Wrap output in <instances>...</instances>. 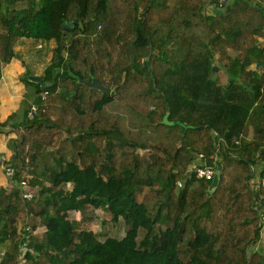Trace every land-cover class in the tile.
Instances as JSON below:
<instances>
[{
	"label": "trees",
	"instance_id": "16d2710c",
	"mask_svg": "<svg viewBox=\"0 0 264 264\" xmlns=\"http://www.w3.org/2000/svg\"><path fill=\"white\" fill-rule=\"evenodd\" d=\"M260 37L264 0H0V79L19 39L51 50L43 84L25 72L33 99L0 121L17 134L13 182L37 192L0 185L4 264H264ZM93 77L111 92L80 82ZM167 112L179 123H159ZM199 151L212 180L193 173ZM91 208L123 220L124 236L69 218Z\"/></svg>",
	"mask_w": 264,
	"mask_h": 264
},
{
	"label": "rangeland",
	"instance_id": "374dc122",
	"mask_svg": "<svg viewBox=\"0 0 264 264\" xmlns=\"http://www.w3.org/2000/svg\"><path fill=\"white\" fill-rule=\"evenodd\" d=\"M19 5L24 6L26 5V2H23ZM209 6L210 4L207 5V7ZM259 40L262 42V44L264 43V37H260ZM52 44H54V42L51 43V45ZM38 45L39 44L34 43L33 41H23L21 39H19L15 44V49L18 52V57H19L18 59H20L23 62L26 68L31 67L32 69H34V71H37L38 69L39 71L42 70L43 67L47 63L48 58H50V54H51V50L49 51L50 47H47L45 43H43L42 47H40L39 45V47L37 48ZM37 52L39 53L42 52V54L39 55ZM232 54H236V52H232ZM215 64L217 65V61H215ZM251 68L256 69V66L253 65ZM217 71H218L217 72L218 74L213 75V76L216 79H218L219 83L225 84L227 82V75L224 72V69L220 70V67H219ZM24 76H25V73L22 75V77ZM33 92H34V88L32 87L31 93L33 94ZM33 95L30 96V100L33 99ZM13 130L15 129L13 128ZM7 132H11V129H9ZM200 153H201L200 151L196 153V161H197L195 163L196 165H199L201 162L203 163L205 162L203 160L204 158L201 159V157L199 156ZM216 162H219V157H217ZM195 164L192 165V168L195 166ZM7 165L8 163L3 161L4 172H5V167ZM17 185L19 186L18 182H15V183L13 182L11 186L16 187ZM44 185H49V183L45 182ZM178 186L182 187L183 184L182 186L178 184ZM256 207H257L258 212L262 211L260 208H258V204H256ZM69 218L74 221H77L79 225L83 228H91L92 230H94L98 238L101 240H105L107 237H111V236L121 238L125 234L124 221L120 220L118 222H113L112 220H110L109 214L107 213L105 209L103 210V209L91 208L90 210H88V212L84 214L81 212H77V211H70ZM18 224H19V227L22 226V223L20 222V220L18 221ZM45 229L46 228L44 226H40L33 232L34 236H36L37 238H41L44 235ZM262 246H264V227L261 231V239L258 242V244L255 246V249L261 248ZM1 248L5 249L4 247H1ZM21 258L24 259V254H22V256L19 259Z\"/></svg>",
	"mask_w": 264,
	"mask_h": 264
},
{
	"label": "crops",
	"instance_id": "0c3cea01",
	"mask_svg": "<svg viewBox=\"0 0 264 264\" xmlns=\"http://www.w3.org/2000/svg\"><path fill=\"white\" fill-rule=\"evenodd\" d=\"M264 45V43H263ZM49 59V58H48ZM45 67V66H44ZM43 67V69H44ZM43 69L34 72L35 75H41ZM27 68L23 62L18 58H13L8 64L2 68V77L0 79V121L4 122L8 117L16 112L20 106L22 100L25 98L26 93L33 95L32 85H27L24 82L22 75L26 72ZM34 88V87H33ZM33 104H38L33 102ZM31 107V106H30ZM30 109V108H29ZM11 129V128H10ZM13 130V129H11ZM17 136L13 130L7 132L0 130V185L9 187L13 184V180L6 175L3 170V162L8 163L13 149L9 146V139Z\"/></svg>",
	"mask_w": 264,
	"mask_h": 264
},
{
	"label": "built area",
	"instance_id": "2783aa9c",
	"mask_svg": "<svg viewBox=\"0 0 264 264\" xmlns=\"http://www.w3.org/2000/svg\"><path fill=\"white\" fill-rule=\"evenodd\" d=\"M227 3L228 0H217V4L220 8H223ZM47 93L48 91L43 92L42 97L45 98V95ZM40 110L41 107L39 104L31 105L27 114L28 119L34 120L39 115ZM233 141L236 144H239L241 142V136L235 137ZM199 156L201 157V159L205 157L203 153H200ZM258 165H259L258 168L255 169L257 171V175L252 181V187L254 188L255 191H262V190L264 191V164L261 161L258 163ZM5 173L10 178H13L15 174V168L8 164L5 167ZM193 173L197 179L212 180L216 175V168L214 165H210L204 162L199 165L195 164V166L193 167ZM182 184H183L182 182H179L180 186H182ZM19 186L23 189V196L25 198L30 200L36 196L37 194L36 190L30 186L27 180H22ZM259 213L262 215V219L264 220V214L261 212ZM5 255H6L5 250L4 249L0 250V264H4L3 260L5 258Z\"/></svg>",
	"mask_w": 264,
	"mask_h": 264
},
{
	"label": "water",
	"instance_id": "95a60500",
	"mask_svg": "<svg viewBox=\"0 0 264 264\" xmlns=\"http://www.w3.org/2000/svg\"><path fill=\"white\" fill-rule=\"evenodd\" d=\"M64 26L66 27H72L74 26V24H64ZM219 68L217 66L214 67V70L217 71ZM30 79L37 82V83H40V84H43L44 80L41 76L39 75H31L30 76ZM80 82L82 83H86L87 85H89L90 87L92 88H95V89H98V90H102V91H105L107 93H110V89L107 88L104 84H102L101 82H99V80L96 78V77H93L91 80H80ZM51 84V83H49ZM168 114L169 112H167L163 118L162 121H160L159 123H170V124H175V123H179V121H170L168 119ZM182 125H184L186 128L189 127L190 125L188 124H185V123H181ZM10 129V127H5L4 130L5 131H8Z\"/></svg>",
	"mask_w": 264,
	"mask_h": 264
}]
</instances>
